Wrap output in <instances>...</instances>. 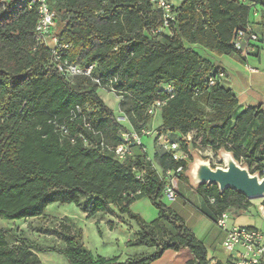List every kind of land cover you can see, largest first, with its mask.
Returning <instances> with one entry per match:
<instances>
[{
    "label": "trees",
    "instance_id": "1",
    "mask_svg": "<svg viewBox=\"0 0 264 264\" xmlns=\"http://www.w3.org/2000/svg\"><path fill=\"white\" fill-rule=\"evenodd\" d=\"M30 2L11 0L0 11V217L36 218L53 203L82 206L86 198L82 208L90 216L118 206L140 229L131 245L154 250L120 262L95 255L69 232L64 249L41 248L16 237L25 245L14 250L7 242L12 231L0 229V264H40L33 250L58 252L69 264H152L168 250L190 256L185 264H212L204 243L164 201L166 170L181 166L178 181L190 185L189 161H174L158 145L152 159L137 148L132 157L119 161L108 147L120 144L125 132L141 134L152 119L149 106L156 99L166 100L159 134H169L189 155L197 146L232 153L237 162L245 161L252 175H263L264 104L239 110L231 89L223 83L209 86L210 77L224 69L191 46L246 59L234 41L247 28L260 41L251 17L264 3L184 0L173 5L170 31L154 33L164 17L150 0H48L56 24L59 19L65 22L56 33L61 44L68 45L59 51L61 59L83 68L97 65L90 77H69L58 70L51 50L39 44L38 8H30ZM93 78L103 84L112 80L130 128L99 96ZM169 84L172 98L164 91ZM194 191L207 202L211 212H203L214 222L230 209L252 206L244 195L232 189L220 192L217 185L201 184ZM141 198L158 210L153 222L132 212ZM161 219L176 227L172 239L156 234Z\"/></svg>",
    "mask_w": 264,
    "mask_h": 264
},
{
    "label": "rangeland",
    "instance_id": "2",
    "mask_svg": "<svg viewBox=\"0 0 264 264\" xmlns=\"http://www.w3.org/2000/svg\"><path fill=\"white\" fill-rule=\"evenodd\" d=\"M11 0H0V11L4 9L6 3ZM184 0H173L174 5H179ZM65 27V22L58 20L55 32L57 34ZM202 56L210 59L216 66L225 64L229 66L230 56L220 55L215 52L207 51L199 46H191ZM99 96L105 104L113 110L118 118L126 127L130 128L127 120L124 118L121 111L122 97L109 89H99ZM241 110V109H239ZM162 125L161 112L158 111L151 119L147 126V131L150 135L142 137V143L146 148L147 155L150 159L156 150L157 131ZM194 135V133L192 134ZM198 143L200 139L195 138ZM223 151V150H222ZM222 151L214 152L211 149L203 146H197L190 149V171L196 159L208 162L211 166L225 167L222 160ZM241 167H247L244 160L238 162ZM189 171V172H190ZM189 175V173H188ZM176 193L179 200H176V206H180V210L192 211L194 208H203L208 212L210 208L205 199L194 191V183L190 178V185L176 182ZM165 203L171 207L172 211L178 213V207L172 206L174 202L167 199ZM178 201V202H177ZM251 208L246 211H238L230 209L232 215L228 221L231 226H253L264 232V218L260 205L261 198L250 200ZM86 198L81 199L82 206L75 204L53 203L48 206L45 213L36 218H27L21 220H5L0 217V229H10L12 234L7 236L9 249L19 250L25 244H21L18 238H28L35 242L41 248L55 247L64 249L66 247L65 237L68 234H76L81 243L92 251L95 255H100L106 258H119L120 262H125L128 258L142 254L152 253L153 248L147 246H134L131 242L135 241L140 229L135 220L126 214L120 212L118 206H110L108 213H97L90 216L88 212L83 210V205ZM131 210L134 214L140 215L148 223L153 222L158 218L159 212L148 198L137 200ZM66 227L69 231H66ZM155 232L159 237L172 239L177 234L176 227L166 219L159 220L155 226ZM207 244L209 246V257L218 258L219 260H229L230 254L224 248L223 242L225 239V231L220 228L216 222L210 221L207 230ZM33 252L38 256L40 264H69L68 260L60 253L55 251ZM190 256L186 254L176 253L168 250L163 257L152 264H185Z\"/></svg>",
    "mask_w": 264,
    "mask_h": 264
},
{
    "label": "built area",
    "instance_id": "3",
    "mask_svg": "<svg viewBox=\"0 0 264 264\" xmlns=\"http://www.w3.org/2000/svg\"><path fill=\"white\" fill-rule=\"evenodd\" d=\"M264 3V0H261ZM150 2L157 8L163 11V26L154 33H161L164 31H170V22L173 21V2L172 0H150ZM33 4H37L38 8V23L36 26V32L38 36V42L41 45H45L51 50L52 59L55 62L58 70L65 76H92L93 70L96 68V64H92L87 68H83L78 64H72L67 60H62L60 56V50L67 48L68 45L61 44L60 38L57 36L56 29V13L52 11L48 4V0H31L29 7ZM264 8V6H263ZM258 42V35L251 29L240 30L234 41V45L243 56L247 59L252 55L255 50V45ZM249 71L255 72L252 67H247ZM227 73L224 70L217 71L209 79V86H215L223 83L226 79ZM93 81L98 84L100 89H109L115 92L111 87L112 80L103 84L101 79L93 78ZM172 85H166L164 91L173 97ZM116 93V92H115ZM167 103L166 100L156 99L148 108V115L154 116L162 107ZM126 120L127 118L124 117ZM62 133L68 134V130L62 127ZM151 133L147 129H143L141 134L131 130L122 134L123 141L115 147H108V149L114 154L115 158L119 161H125L127 158L134 155V150L137 148H143L145 152L146 148L142 143V137L144 135H150ZM156 145L167 153L171 154L174 161L180 162L183 160L190 161V155L182 150L181 143L177 141L169 140V134L157 133ZM102 146H105L102 143ZM182 172V167H178L176 171L166 170L165 183H164V196L170 202H175L178 198L176 193V182L179 175ZM260 175V174H259ZM260 178H264V174L260 175ZM214 202V200H212ZM262 210V216L264 218V197L260 205ZM232 215L230 210L221 214L216 224L225 231V239L223 242L224 248L230 254V264H264V232L260 229L253 227L231 226L229 227L228 221Z\"/></svg>",
    "mask_w": 264,
    "mask_h": 264
},
{
    "label": "crops",
    "instance_id": "4",
    "mask_svg": "<svg viewBox=\"0 0 264 264\" xmlns=\"http://www.w3.org/2000/svg\"><path fill=\"white\" fill-rule=\"evenodd\" d=\"M254 9L255 13L251 17V22L260 36V41L256 43L257 45L253 54L247 59L238 56H230L229 66L225 64L218 65L219 68L224 69L227 73V77L223 81V86L232 90L239 100L241 110L250 106H261L264 104V8L261 5H257ZM248 66L256 71H249L247 68ZM135 151H138V149H135ZM177 200H179V198H177ZM176 205L175 201L172 206ZM176 207H178V212L184 218L187 226L194 232L196 237L204 243L209 252L206 230L210 221L213 220L204 214L203 208H194L192 211L188 212L186 210H180L179 205ZM208 258L211 260L212 264L216 261L226 264L230 260L210 258L209 253Z\"/></svg>",
    "mask_w": 264,
    "mask_h": 264
},
{
    "label": "water",
    "instance_id": "5",
    "mask_svg": "<svg viewBox=\"0 0 264 264\" xmlns=\"http://www.w3.org/2000/svg\"><path fill=\"white\" fill-rule=\"evenodd\" d=\"M224 154L230 156L229 162L223 159ZM222 160L224 168H213L208 162L196 159L189 172L194 185H217L220 192L232 189L249 200L264 197V178H260L259 174L252 175L248 167H241L232 153L222 151Z\"/></svg>",
    "mask_w": 264,
    "mask_h": 264
},
{
    "label": "bare ground",
    "instance_id": "6",
    "mask_svg": "<svg viewBox=\"0 0 264 264\" xmlns=\"http://www.w3.org/2000/svg\"><path fill=\"white\" fill-rule=\"evenodd\" d=\"M223 159L225 160V162H229L231 158L229 155L224 154Z\"/></svg>",
    "mask_w": 264,
    "mask_h": 264
}]
</instances>
